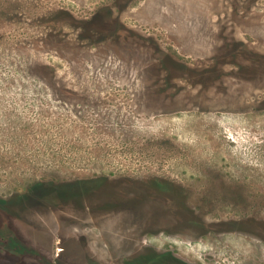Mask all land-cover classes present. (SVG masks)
I'll return each mask as SVG.
<instances>
[{
    "label": "rangeland",
    "instance_id": "374dc122",
    "mask_svg": "<svg viewBox=\"0 0 264 264\" xmlns=\"http://www.w3.org/2000/svg\"><path fill=\"white\" fill-rule=\"evenodd\" d=\"M158 169L246 196L121 181ZM0 207L24 239L264 264V0H0Z\"/></svg>",
    "mask_w": 264,
    "mask_h": 264
},
{
    "label": "flooded vegetation",
    "instance_id": "af4514ba",
    "mask_svg": "<svg viewBox=\"0 0 264 264\" xmlns=\"http://www.w3.org/2000/svg\"><path fill=\"white\" fill-rule=\"evenodd\" d=\"M155 173L145 172L142 177L139 175H125L121 181L134 182L141 187V192L145 196H168V197H194L203 196H222L224 193L228 195L246 196V190L235 189L242 185L241 179H228L222 177L214 179L213 182L222 187L225 184H239L233 186V189H216L211 192L210 189H198L192 187L181 175H175L168 170L158 169ZM110 182L111 176L105 177ZM194 188V189H193ZM127 191V190H126ZM6 210L0 207V262L4 264H198L197 261L192 262L181 255H177L173 251H156L148 252L142 256H135L138 248L134 251L129 250L135 246V239H126L131 242L130 246L116 249L119 252H128L132 254L116 255L112 257L103 253L99 247L100 252L91 244V240H98L88 229L83 230L79 236L85 237L86 241H80L76 235L70 232L58 231L56 234L50 236H41L34 234L31 239L23 238L26 234L21 228L10 226L3 227L2 219L5 217ZM97 244L101 245L100 242ZM98 246V245H97ZM136 247H138L136 245ZM107 250V249H106ZM102 251V252H101ZM7 261V262H6Z\"/></svg>",
    "mask_w": 264,
    "mask_h": 264
}]
</instances>
